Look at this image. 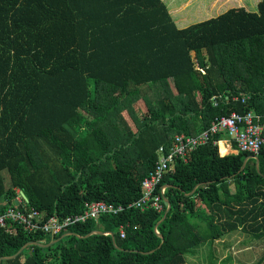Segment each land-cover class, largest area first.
Masks as SVG:
<instances>
[{
    "label": "trees",
    "instance_id": "1",
    "mask_svg": "<svg viewBox=\"0 0 264 264\" xmlns=\"http://www.w3.org/2000/svg\"><path fill=\"white\" fill-rule=\"evenodd\" d=\"M230 3L178 0L179 24L167 0H0V212L20 192V206L44 218L91 201L128 205L174 134L249 110L264 124V0L256 11ZM224 138L166 172L162 243L154 227L165 202L162 212L101 215L55 237L7 224L0 256L74 234L0 264H189L206 242L236 232L264 239V146L258 170L248 159L238 172L251 154H224L214 143ZM92 230L116 242L84 237Z\"/></svg>",
    "mask_w": 264,
    "mask_h": 264
},
{
    "label": "built area",
    "instance_id": "2",
    "mask_svg": "<svg viewBox=\"0 0 264 264\" xmlns=\"http://www.w3.org/2000/svg\"><path fill=\"white\" fill-rule=\"evenodd\" d=\"M216 98V97H215ZM214 98V100H215ZM249 96H241L240 101L245 102ZM239 97H234L237 101ZM215 105L218 103L215 100ZM261 116L252 110L243 114L233 113L231 116L217 117L210 123L208 128L195 135H186L183 133L174 134L171 144L168 147H158V158L153 169L143 179L140 197L128 205L108 204L105 201L85 202L80 212L67 216L57 214L44 218L42 212L34 207L20 209L7 207L0 212V228L9 227L14 231L16 226L27 233H39L55 237L56 235L67 231L70 226L85 222L89 219L97 220L101 215H118L127 210H140L142 212L154 210L162 212L164 210L165 185H162L163 178L177 159L187 160V155L198 146L207 143L214 135L224 133L227 139L215 141H234L237 151L248 152L251 155L258 154L264 146V124L261 123ZM221 154V152H220ZM222 155V154H221ZM18 205H21V197H16ZM126 224L119 226L121 237L126 235ZM109 232V231H107ZM106 232V233H107ZM156 233L157 230H155Z\"/></svg>",
    "mask_w": 264,
    "mask_h": 264
},
{
    "label": "rangeland",
    "instance_id": "3",
    "mask_svg": "<svg viewBox=\"0 0 264 264\" xmlns=\"http://www.w3.org/2000/svg\"><path fill=\"white\" fill-rule=\"evenodd\" d=\"M253 1L257 2V0H231L230 4L232 7L245 6L248 10L256 11L257 5H253ZM225 6H223L224 11L227 10ZM223 153H226L224 148ZM47 237L42 243H47ZM205 244L208 246L201 244L194 254L186 255L189 264H264V239L253 240L246 233L236 232L220 241Z\"/></svg>",
    "mask_w": 264,
    "mask_h": 264
},
{
    "label": "water",
    "instance_id": "4",
    "mask_svg": "<svg viewBox=\"0 0 264 264\" xmlns=\"http://www.w3.org/2000/svg\"><path fill=\"white\" fill-rule=\"evenodd\" d=\"M248 159H254V160H255V167H256L257 170H258V167H259V159H258V157H257L256 155H248V156H246V157L243 159V162H242V164H241V166H240L238 172H240L241 170H243V168H244V166H245V164H246V162H247ZM200 185H202V184H198V185H196V186L194 187V189L192 190V192L190 193V195H191V194L194 192V190H195L198 186H200ZM165 188H168V186L165 185ZM19 195H20V197H21L22 199L25 200V196H24V194H23L22 192H20ZM164 202L166 203V211L164 212V214H163L161 220L155 225L154 230H156L157 227H158V225H159L161 222H163V221L165 220V218H166V216H167V213L169 212V210H170V208H171V207H170V204H169V202H168V200H167L166 198H164ZM13 205H14L16 208H18V209L21 208V206L18 205V203H16V201L13 202ZM103 233L110 235L111 238H112V240H113V242H116V241H114V240H116V237H114V233H112V232H110V231L106 233V232H103V231H101V230H92V231H90L88 234L84 235V237H87V236H89V235H91V234H103ZM72 234H74V233H73V232H67V233H64V234H63L62 236H60L58 239L52 240V241L49 242V243H42V242H39V241H29V242H26V243L23 244L18 250H16L12 255H9V256H0V260L10 259V258H13L14 256H18V255H19V254H20L25 248H27V247L30 246V245H38V246H41V247H50V246H52L53 244H55V243L59 242L60 240H62L64 237H66V236H68V235H72ZM75 235H76L77 237H81V236H79V235H77V234H75ZM157 235H158L159 238L162 239V236H161L160 234L157 233ZM162 242H163V239L161 240V243H162ZM159 246H160V245H159ZM151 251H153V250H151Z\"/></svg>",
    "mask_w": 264,
    "mask_h": 264
},
{
    "label": "crops",
    "instance_id": "5",
    "mask_svg": "<svg viewBox=\"0 0 264 264\" xmlns=\"http://www.w3.org/2000/svg\"><path fill=\"white\" fill-rule=\"evenodd\" d=\"M169 2V5L172 6V9H173V13H174V16L177 20H179V24L183 23L184 22V19L182 16H179L178 17V0H167ZM179 18V19H178ZM227 139V138H226ZM223 141V140H222ZM222 148H224L226 150V153L225 154H228V153H236L237 150L236 148L233 147L231 141H223L222 143Z\"/></svg>",
    "mask_w": 264,
    "mask_h": 264
},
{
    "label": "bare ground",
    "instance_id": "6",
    "mask_svg": "<svg viewBox=\"0 0 264 264\" xmlns=\"http://www.w3.org/2000/svg\"><path fill=\"white\" fill-rule=\"evenodd\" d=\"M223 141L220 143V145H222Z\"/></svg>",
    "mask_w": 264,
    "mask_h": 264
}]
</instances>
